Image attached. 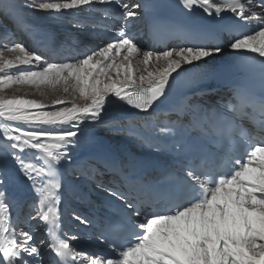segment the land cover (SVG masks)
I'll return each mask as SVG.
<instances>
[{"label": "snow or ice", "instance_id": "snow-or-ice-1", "mask_svg": "<svg viewBox=\"0 0 264 264\" xmlns=\"http://www.w3.org/2000/svg\"><path fill=\"white\" fill-rule=\"evenodd\" d=\"M0 17V264H264V0H0ZM213 81L227 91L202 103ZM125 106L142 156L90 128ZM90 193L97 213L70 207Z\"/></svg>", "mask_w": 264, "mask_h": 264}, {"label": "bare ground", "instance_id": "bare-ground-1", "mask_svg": "<svg viewBox=\"0 0 264 264\" xmlns=\"http://www.w3.org/2000/svg\"><path fill=\"white\" fill-rule=\"evenodd\" d=\"M38 15H40V18H45L47 25H49L48 28L54 32H56L61 37L68 35V36H74L75 30L72 27L71 24V17L70 16H63L59 18H54L51 16H48L47 14L43 12H33ZM45 23V22H44ZM45 23V24H46ZM52 25V26H51ZM45 26V25H44ZM138 38L141 40V42L146 45L147 47H157L156 43L153 40V37L149 30L146 27L140 26L137 30ZM31 46L33 45V42L31 40H28ZM70 46H72L73 50H76V52L83 51V45L76 43L74 41H70ZM232 53H227L223 56H220L221 58H216L213 61L214 64H220L224 61L230 60L232 58ZM26 92H29L31 94L32 91L30 89H25ZM39 98V97H37ZM203 99L208 98V96L202 97ZM212 99V98H210ZM110 117L112 118V121L117 125V127L114 130H108L104 125H90V128L94 132L95 136L97 137L98 141L102 143L105 147L108 146H116L119 145L123 152L126 153H132L137 156H142L143 154H146L150 150L147 147H141L138 144H136L132 138L130 137L127 129V126L129 124V121H132L133 123L142 121L145 116L144 114H136L135 110L128 109L127 107L122 109L121 111L111 114ZM105 181L107 182L109 179H111L110 176L104 177ZM90 199L92 201L91 204L82 202L81 200L77 199L75 196H72L70 198L71 200L76 201V204H81L80 208H77L76 205L71 204L69 201L70 207L76 209L77 211L83 212L85 215H90L93 213H97L100 210V201L97 199V196L95 193H90ZM32 224H35V221L32 222ZM22 227L27 230L29 225L22 224ZM78 229L80 231H83V226H78L75 222L69 220L68 221V227L65 229L69 232H77ZM90 231V229L88 230ZM36 237L37 238H45L43 227H38L36 231ZM80 246L82 248H87L89 250H99L102 248V246L93 243L92 241L88 240L83 235L81 236Z\"/></svg>", "mask_w": 264, "mask_h": 264}, {"label": "rangeland", "instance_id": "rangeland-1", "mask_svg": "<svg viewBox=\"0 0 264 264\" xmlns=\"http://www.w3.org/2000/svg\"><path fill=\"white\" fill-rule=\"evenodd\" d=\"M28 17H29V19H30V22H32V23H36V24H39V25H41V26H43V27H48L49 25H47L48 23H46V20L47 19H45V18H40L39 16L40 15H38V14H36V13H33V12H28L27 14H26ZM46 24H45V23ZM0 24H4L6 27H8V28H11V24H9L7 21H4L3 20V18L2 17H0ZM45 25V26H44ZM52 26V25H51ZM26 43L27 44H29L30 45V43H29V41L27 40L26 41ZM72 47V46H71ZM75 52H76V50H74ZM78 53V52H77ZM218 58H221V57H218ZM72 201V202H71ZM70 202H71V204H75L76 205V207L77 208H80L81 207V204H76V201H74V200H71Z\"/></svg>", "mask_w": 264, "mask_h": 264}]
</instances>
